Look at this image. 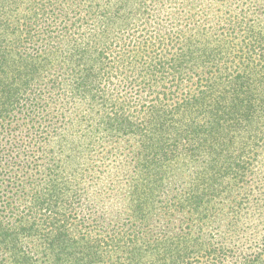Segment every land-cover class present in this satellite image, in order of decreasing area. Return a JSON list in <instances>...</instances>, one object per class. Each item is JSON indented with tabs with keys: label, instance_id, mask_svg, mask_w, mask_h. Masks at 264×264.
<instances>
[{
	"label": "trees",
	"instance_id": "16d2710c",
	"mask_svg": "<svg viewBox=\"0 0 264 264\" xmlns=\"http://www.w3.org/2000/svg\"><path fill=\"white\" fill-rule=\"evenodd\" d=\"M263 149L264 0H0V264H264Z\"/></svg>",
	"mask_w": 264,
	"mask_h": 264
},
{
	"label": "rangeland",
	"instance_id": "374dc122",
	"mask_svg": "<svg viewBox=\"0 0 264 264\" xmlns=\"http://www.w3.org/2000/svg\"><path fill=\"white\" fill-rule=\"evenodd\" d=\"M24 146H25V148H28L27 147V142L26 143L24 142ZM262 152L264 154V149H263ZM262 159H264V155H263ZM254 172L256 173L255 174V178H256L255 183H256V185L253 187V189H251V193L249 192L250 193L249 200L244 202L245 206L252 205L254 202L256 203L257 200H255V199L259 198L258 195H261V193L264 192V184L262 185V187H259L264 182V180H263L264 179V167L256 168V166H255ZM102 189H104V188H102ZM104 191H105V193H107V190H104ZM103 196H105V195L104 194H100L98 197H103ZM173 225L174 224H172V223L169 224L170 227H172Z\"/></svg>",
	"mask_w": 264,
	"mask_h": 264
}]
</instances>
